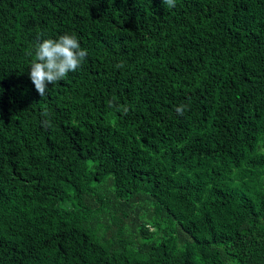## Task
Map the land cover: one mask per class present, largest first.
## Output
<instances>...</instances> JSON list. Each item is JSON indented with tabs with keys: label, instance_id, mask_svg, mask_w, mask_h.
I'll list each match as a JSON object with an SVG mask.
<instances>
[{
	"label": "trees",
	"instance_id": "16d2710c",
	"mask_svg": "<svg viewBox=\"0 0 264 264\" xmlns=\"http://www.w3.org/2000/svg\"><path fill=\"white\" fill-rule=\"evenodd\" d=\"M0 264H264V0H0Z\"/></svg>",
	"mask_w": 264,
	"mask_h": 264
},
{
	"label": "clouds",
	"instance_id": "9594fccd",
	"mask_svg": "<svg viewBox=\"0 0 264 264\" xmlns=\"http://www.w3.org/2000/svg\"><path fill=\"white\" fill-rule=\"evenodd\" d=\"M168 8L175 7L176 0H162ZM31 55V53H29ZM87 50L83 49L74 35L63 34L58 38H47L37 42L35 59L30 63V79L37 92L44 97L49 84L63 80L69 72H75L86 59ZM117 67L122 68L123 64ZM109 106H113L109 101ZM185 105L176 108V112L183 115ZM125 112L127 108L123 109Z\"/></svg>",
	"mask_w": 264,
	"mask_h": 264
}]
</instances>
